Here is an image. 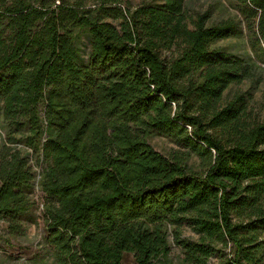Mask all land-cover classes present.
<instances>
[{
    "label": "trees",
    "instance_id": "trees-1",
    "mask_svg": "<svg viewBox=\"0 0 264 264\" xmlns=\"http://www.w3.org/2000/svg\"><path fill=\"white\" fill-rule=\"evenodd\" d=\"M233 2L214 24L185 0H0V218L28 209L39 152L57 264H173L169 221L198 236L174 232L184 263L223 244L228 264H264V101L253 112L241 88L260 82L250 57L213 47L243 21L264 49V0ZM150 132L183 151L162 155Z\"/></svg>",
    "mask_w": 264,
    "mask_h": 264
},
{
    "label": "rangeland",
    "instance_id": "rangeland-1",
    "mask_svg": "<svg viewBox=\"0 0 264 264\" xmlns=\"http://www.w3.org/2000/svg\"><path fill=\"white\" fill-rule=\"evenodd\" d=\"M124 1L129 2L132 7L144 5V3L156 4L161 2V0ZM185 5L189 14H207L209 23L214 24H222L237 14L233 0H185ZM238 19L241 20L240 16H238ZM251 41V36L246 31L243 21H240L232 35L214 42L213 47L229 51L244 59H248V57L252 59L255 64V79L260 83L257 86L255 82L248 81L241 88L244 90L249 86L254 87L251 108L255 112L259 108L260 102L264 101V49L262 43H260L262 49L252 48ZM78 46L86 57L88 53V35L85 31L79 33ZM239 88L240 86H233L232 89L234 92H239ZM41 110H43V107ZM5 133V124L0 120V148L5 141ZM145 139L152 148L169 158L175 156L179 150L183 151L182 148H178L167 137L154 132H150ZM18 148L23 150L21 156L26 157L25 149L21 148V146H18ZM27 151L32 154L31 151ZM31 156L32 159L30 158L29 164L33 168L35 178L28 185L29 187L25 192L29 207L25 212L20 213L14 225H12V221L8 217L2 216L0 218V264H57L55 250L50 248L44 241L46 234L44 229L47 225V216L44 214L46 200L39 180L40 174L47 164L42 161L39 152ZM187 163L190 170L202 172V168H200L195 158H191ZM163 227L167 233L168 245H170L169 260L173 264H189L182 261L181 251L174 243V232L176 231L181 239L193 241L198 239L193 228L186 222L179 223L175 221H169ZM217 249V253L209 257L206 264H228L230 262L232 253L230 245L224 247L223 244H219ZM123 262L132 264V257L126 255Z\"/></svg>",
    "mask_w": 264,
    "mask_h": 264
},
{
    "label": "built area",
    "instance_id": "built-area-1",
    "mask_svg": "<svg viewBox=\"0 0 264 264\" xmlns=\"http://www.w3.org/2000/svg\"><path fill=\"white\" fill-rule=\"evenodd\" d=\"M174 105V104H173Z\"/></svg>",
    "mask_w": 264,
    "mask_h": 264
}]
</instances>
